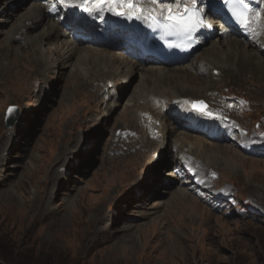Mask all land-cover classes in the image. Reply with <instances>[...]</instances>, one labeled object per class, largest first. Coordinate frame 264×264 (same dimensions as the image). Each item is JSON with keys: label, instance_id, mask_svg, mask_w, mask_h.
Here are the masks:
<instances>
[{"label": "rangeland", "instance_id": "rangeland-1", "mask_svg": "<svg viewBox=\"0 0 264 264\" xmlns=\"http://www.w3.org/2000/svg\"><path fill=\"white\" fill-rule=\"evenodd\" d=\"M45 2L0 0V264H264V155L244 139L264 150V75L180 69L202 58L210 40L178 64L142 63L126 82L124 72L102 77L108 64L57 59L58 40L41 41V23L19 42L11 36L27 8ZM93 46L134 60L99 35L80 42L79 53ZM150 66L180 74L191 109L202 101L213 115L193 109L162 138L167 107L154 109V89L142 81ZM212 121H222L226 141L212 142ZM181 137L194 148L178 149ZM213 144L232 150L215 154ZM199 146L203 159L193 153ZM180 186L187 191L174 194Z\"/></svg>", "mask_w": 264, "mask_h": 264}, {"label": "bare ground", "instance_id": "bare-ground-1", "mask_svg": "<svg viewBox=\"0 0 264 264\" xmlns=\"http://www.w3.org/2000/svg\"><path fill=\"white\" fill-rule=\"evenodd\" d=\"M47 2H50L49 7L45 5L43 6L40 3H33L27 8V10L25 11L26 18L24 22H20L11 34V36L17 38V42H19L25 35L27 36L31 29L37 27L41 23L43 25V28L41 30V41L50 37H55V39L58 40L57 49L61 53L56 56V58L60 61H68V59L76 57V59L80 62L89 60L93 64H95L96 67H100L103 64H108L106 66L107 70H102L103 68L101 69L102 72H104L102 77H105L106 73L107 75L115 76L113 73L124 72L127 74L122 79V81L124 82L127 81L129 74L133 73L136 69H140L139 67L142 65V61L128 62L123 56L117 55L114 52H103V50L94 46L92 49H86L83 53H79V42L75 41L76 34L87 37L92 34L95 35L99 32L103 35L107 34L108 32H112L114 37H119L127 40L131 37L124 34V31L120 32L119 27H116V25H119L120 23L116 24L114 22L116 19L120 18V21L123 24L126 16H117L113 14L112 11H109V6L107 5L103 6L102 8H94L91 12L86 11V8L90 6L87 3V0H48ZM173 2L174 0H162L161 3L153 5L151 3V0H139V5L140 3L143 4V6L140 5V7L144 10V12L150 11L149 9L154 7L156 13H158L163 5L172 4ZM225 2L226 0H197V6H201L202 8H204L203 10L198 9L200 13H204L205 11L209 12V10H211L213 14L220 13L222 15V8ZM245 2L252 10V12L257 13L258 15L252 16L251 25L247 30L241 27L239 24L237 25V29L241 30V37L239 39L231 35L226 37V35L224 34V29H226L227 27L223 29L217 27L214 28L211 32H206L211 28L210 25L199 28L196 32H194V36L202 42V45H204L205 43L207 44L210 40H212V45L207 49L206 54L202 58L197 59L194 63L182 64L184 67L180 69L187 70L194 67L196 71L202 75V71H206L207 67H211L212 74L216 75V77H219L221 75H228L230 79L238 78L245 73H254V71L256 73L258 72L264 75V14L261 9L262 0H245ZM14 4H16V2ZM11 7L12 5L8 6L6 10H10ZM54 8L60 10L63 14L66 13L70 21L76 23L78 21V24H74V27H72L70 31H67L66 33L63 32L59 22L47 15V13H53L55 11ZM227 8H229L228 5ZM117 9L128 11V9L126 8ZM132 14L133 16L135 15V13ZM207 15H209V13H207ZM65 20L66 17L63 16L59 21ZM259 25H263V29L260 28ZM85 26H87V28H85ZM243 40H245L246 44L242 43ZM252 40H254V42L250 44L249 42ZM112 41L114 43H117L116 40ZM216 43L218 44L215 46ZM24 45L27 50H34L39 55V57L41 56L42 60H39L40 62H45V59L43 58L44 53L43 50L41 51V48L34 49L35 44H29L27 41H24ZM258 47H260L261 51ZM126 48L131 49L134 47L128 45ZM252 49H255V51L253 52ZM117 60L119 61V63H116ZM141 70L143 72V86L148 84L154 89L151 91V96H156L158 98L159 95H162V98H169V101L178 98H180V100L182 101L187 100V92L186 89L183 88V84L185 83V81L183 78H179L180 74L175 75L165 67H163V69H161L160 67L154 69L150 66L143 69L141 68ZM213 75H204L205 83H209V81H212L213 77H215ZM161 81L163 85H167V87L162 86L160 84ZM245 81L246 80L241 79V82ZM178 85L182 86L177 87ZM243 88V86L238 87L240 91H243ZM141 89H143V87H141ZM162 89H165L166 91L162 92ZM154 109L163 110V108H159L158 105H154ZM170 117L172 116L171 114H169V112H167L166 110L162 111L160 120H168V123L158 122L161 128L162 138L168 135L170 127L175 124L173 118ZM213 123L216 124V122ZM181 138L179 140L177 139L178 142L175 141L178 145V149H181L184 146L187 147V150H191L194 148L191 143H185L183 137ZM247 139L250 141L248 150H251L254 154H264L263 149H258V144L254 143V141L249 138ZM240 142H243V140H241ZM213 145L215 147H213L212 149L215 150V154L220 153V155H226V153H230V151L232 150L230 147L227 148V146H223L220 144ZM163 147V151L167 149L165 145L162 144L159 152H162ZM182 152L183 151H181V154ZM193 153L200 156L202 159L207 154L202 151L200 146L196 150H194ZM210 156L211 155H209V157ZM234 157H236L235 154H229L230 160L242 166H245V164L249 161L248 159L239 156V158L236 157L237 159ZM199 170L201 169L199 168ZM168 175L171 177L175 176L174 173H168ZM194 178L197 179L196 177ZM183 183L184 185L182 186L192 184L188 182ZM182 186H180V188L178 187L173 193L176 194V192H178L181 195H184L185 191L187 190L183 189ZM204 193L210 198H213V196L211 195L212 193L209 192V190H206V192Z\"/></svg>", "mask_w": 264, "mask_h": 264}, {"label": "snow or ice", "instance_id": "snow-or-ice-1", "mask_svg": "<svg viewBox=\"0 0 264 264\" xmlns=\"http://www.w3.org/2000/svg\"><path fill=\"white\" fill-rule=\"evenodd\" d=\"M162 0H151L153 5L161 3ZM90 5L86 8V11L91 12L94 8H102L103 6H109V11L117 16H126L128 19L132 18H144L150 19L154 26L163 28L169 35L183 34L191 36L199 28L206 26L204 16L197 8V0H174L172 4L163 5L156 13L155 9L151 10V15L145 16L144 10L139 5V0H87ZM226 4L229 7V11L232 14L234 20L244 29H248L251 25V19L253 13L248 7L245 0H226ZM117 8H126L125 11H118ZM132 13L136 15L133 16ZM192 107L195 111L211 117L213 114L207 111V106L202 102H193ZM9 113L13 109L9 108Z\"/></svg>", "mask_w": 264, "mask_h": 264}, {"label": "water", "instance_id": "water-1", "mask_svg": "<svg viewBox=\"0 0 264 264\" xmlns=\"http://www.w3.org/2000/svg\"><path fill=\"white\" fill-rule=\"evenodd\" d=\"M12 109L16 110V107H11Z\"/></svg>", "mask_w": 264, "mask_h": 264}]
</instances>
